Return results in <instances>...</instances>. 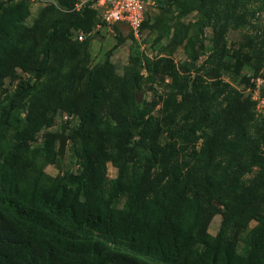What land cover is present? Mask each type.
<instances>
[{"label":"trees","instance_id":"trees-1","mask_svg":"<svg viewBox=\"0 0 264 264\" xmlns=\"http://www.w3.org/2000/svg\"><path fill=\"white\" fill-rule=\"evenodd\" d=\"M56 1L62 11L31 25L30 2H0V264H264V116L223 77L247 68L251 87L264 81V0H157L170 19L146 14L141 31L162 56L130 32L123 74L111 60L120 29L91 66L101 19L91 3ZM13 67L33 75L7 90ZM59 113L65 128L48 131ZM61 141L78 167L53 176Z\"/></svg>","mask_w":264,"mask_h":264},{"label":"rangeland","instance_id":"rangeland-1","mask_svg":"<svg viewBox=\"0 0 264 264\" xmlns=\"http://www.w3.org/2000/svg\"><path fill=\"white\" fill-rule=\"evenodd\" d=\"M2 2V0H0ZM42 8H55L57 11H62L61 8H59L58 3L56 0H46V3L41 7L38 2H35L34 5H32V10H33V15L29 18L28 24H32L34 21L35 16L37 15L38 11H40ZM96 11V17L100 16V13ZM194 14L189 15L187 18H185L183 21L185 23L190 22L191 20L194 19ZM160 16H165L166 18L170 19V12H162L160 8L158 7V2H156L154 7H151L148 12H147V18L149 19V22L151 24L155 23V21L160 17ZM95 17V20L97 19ZM258 24L260 28L264 27V13L261 15ZM120 34L122 35L123 38H125V41L123 44H121L116 50L113 51V54L111 56V60L115 63L118 73L123 74V70L125 66L128 65L129 61V56L131 53V46H132V39L129 36V30L125 27L121 28ZM149 34V29H146L144 34H141V37L139 38L140 41L139 43L141 44V51L144 53L148 54L151 57H154L156 53L160 54L158 57L162 56L161 54L163 53L160 50L154 51L153 47L151 46L152 43L149 42H143V39L146 37L148 38ZM92 36H90V42L88 44V53L90 54V65L94 66L98 63L103 62L105 59H107V56L109 55L110 52H112L113 47L117 44V35L116 32L113 31V29L108 28V27H95V29L91 33ZM211 37H212V31L211 29H207L205 36L203 37L205 44L210 45L211 44ZM228 40L229 43L232 44V42H238L241 40L242 36L239 31H231L228 34ZM76 38L71 37L70 40H74ZM172 58L174 59L175 62L180 63L183 60H185L186 55L184 52L183 47L178 48L173 54ZM51 67H53V64H51ZM252 72L249 69H244L242 76H238L237 78H234L233 74L230 73H225L223 75L224 79L226 81L231 82L234 86H236L237 89L243 91L245 94H251V99L256 103V101H261L264 99L261 94H260V89L263 88L264 86V81L263 80H258L257 81V87L254 89L251 87L250 84L255 82V80L251 77ZM32 73L26 74L19 68L13 67L10 72L8 73L6 77V88L7 90H13L16 87L17 82L20 80V78H29L32 77ZM251 79V80H250ZM9 92V91H8ZM144 98L146 100H151L152 95L148 92H145ZM255 109L258 114H262L264 116V108L263 107H258V105L255 106ZM65 113H59L57 123L55 126L50 128L48 131H54L56 132L59 128H65ZM45 132V131H44ZM44 132H42L39 137L42 139ZM58 147L62 149L59 154L58 158V163L55 166H48L46 168V171L53 175L56 176L59 173H66L69 171H75L77 170V163L76 160L73 158L71 150L69 149V146L64 142L61 141L58 144ZM108 174L111 178H114L117 174L116 169L112 166H108ZM122 204L120 205V207ZM221 224V217L217 216L213 219L211 225H210V233L215 235L217 234L219 227ZM257 223L252 222L251 223V228H253ZM245 232H241L238 235V249L241 250L242 246V241L241 239L244 238Z\"/></svg>","mask_w":264,"mask_h":264},{"label":"built area","instance_id":"built-area-1","mask_svg":"<svg viewBox=\"0 0 264 264\" xmlns=\"http://www.w3.org/2000/svg\"><path fill=\"white\" fill-rule=\"evenodd\" d=\"M89 3L92 9L100 13L102 23L109 28L125 26L140 40L145 15L148 8L156 4V0H79L76 10L80 11ZM75 34L79 41H84L87 37L82 31ZM257 105L264 108V99L258 101Z\"/></svg>","mask_w":264,"mask_h":264},{"label":"clouds","instance_id":"clouds-1","mask_svg":"<svg viewBox=\"0 0 264 264\" xmlns=\"http://www.w3.org/2000/svg\"><path fill=\"white\" fill-rule=\"evenodd\" d=\"M3 1H8V0H3ZM10 1H20V0H10ZM26 1L30 2L31 6L34 5L35 2H38L39 5H40L41 7H43V5L46 3V0H26ZM78 2H79V0L77 1L76 5L78 4ZM156 2H157V0H156ZM76 5H75V8L73 9V11H75V12H80L82 9H81L80 11H77V10H76ZM154 6H155V5H154ZM154 6H150V7L148 8V10H149L151 7H154ZM147 12H148V11H147ZM146 14H147V13H146ZM99 18H100V16H99ZM100 19H101V18H100ZM145 20H146V15H145ZM145 20H144V21H145ZM143 23H144V22H143ZM101 26H102V27H103V26H104V27H108L107 25H105V24L102 23V22H101L100 24L97 25V27H101ZM115 27H118L120 30H122L121 28H122V27H125V26L116 25ZM115 27L111 28V29H113L114 32H116ZM108 28H109V27H108ZM125 28H127V27H125ZM127 29H128V28H127ZM82 32H83V31H82ZM129 33H130V31H129ZM141 33H142V31H141ZM135 39H136V38H135ZM139 41H140V40H138V42H139ZM65 115H66V116H65V119H66V118L68 117V114L65 113ZM110 165H111V164H110Z\"/></svg>","mask_w":264,"mask_h":264}]
</instances>
